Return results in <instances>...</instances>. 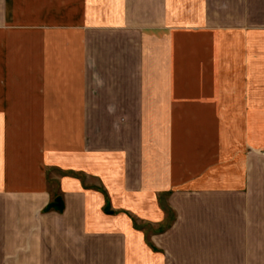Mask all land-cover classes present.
<instances>
[{"label":"crops","instance_id":"crops-1","mask_svg":"<svg viewBox=\"0 0 264 264\" xmlns=\"http://www.w3.org/2000/svg\"><path fill=\"white\" fill-rule=\"evenodd\" d=\"M237 71L264 86V0H0V264H264Z\"/></svg>","mask_w":264,"mask_h":264},{"label":"rangeland","instance_id":"rangeland-1","mask_svg":"<svg viewBox=\"0 0 264 264\" xmlns=\"http://www.w3.org/2000/svg\"><path fill=\"white\" fill-rule=\"evenodd\" d=\"M34 11L35 16L39 15L36 13L38 12L36 7ZM210 44L216 46L217 40L215 39L214 41L211 39ZM33 45L35 49L40 48L41 39L35 37ZM227 73L230 75L231 79L230 81H227L226 86L224 87V94L227 99L226 119L224 120L225 130L222 132V121L219 120L220 133L218 135V141H222V138L224 137L226 144L231 142L238 144L239 150H237L236 154H240L241 157L249 147L264 155V86H243L240 79L243 74L242 72L237 71ZM254 94H256L255 100L253 98ZM238 114H240V116H237ZM233 151L234 150L226 151V157L233 155L235 153ZM169 214H167V221L160 224L155 229L148 226L151 229L150 231L159 233L165 231L168 224H170L175 218L173 214ZM132 220L137 224L135 219Z\"/></svg>","mask_w":264,"mask_h":264}]
</instances>
